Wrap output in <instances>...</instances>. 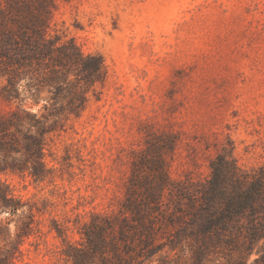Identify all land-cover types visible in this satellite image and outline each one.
Wrapping results in <instances>:
<instances>
[{"label": "rangeland", "instance_id": "374dc122", "mask_svg": "<svg viewBox=\"0 0 264 264\" xmlns=\"http://www.w3.org/2000/svg\"><path fill=\"white\" fill-rule=\"evenodd\" d=\"M48 32L101 55L104 72L78 84L86 101L77 112L55 110L66 90L53 104L48 87L31 96L35 81L19 79L29 111L48 117V170L40 180L0 173L16 205L11 213L0 201V259L70 264L64 239L79 242L93 212L118 211L150 143L174 179L206 178L224 151L244 169L264 168V0H56ZM17 103L0 100V113ZM161 253L167 264L192 260L188 248Z\"/></svg>", "mask_w": 264, "mask_h": 264}, {"label": "trees", "instance_id": "16d2710c", "mask_svg": "<svg viewBox=\"0 0 264 264\" xmlns=\"http://www.w3.org/2000/svg\"><path fill=\"white\" fill-rule=\"evenodd\" d=\"M55 6L56 0H0V100L18 101L0 113V173L28 170L40 180L48 170L42 159L48 117L29 111L28 96L21 97L18 89L20 78L35 81L31 96L48 87L53 104L66 90L67 103L53 109L77 112L86 101L78 84L104 72L101 55L84 54L73 38L48 32ZM160 149L150 143L133 160L116 213L93 212L79 231V242L64 239L65 260L150 264L159 256L160 264H167L168 254L161 252L188 248L190 264H264V168L244 169L232 152L224 151L210 161L206 178L174 179ZM6 188L0 179V201L13 213L16 205ZM56 231L63 235L60 227ZM0 264L14 262L6 257Z\"/></svg>", "mask_w": 264, "mask_h": 264}]
</instances>
